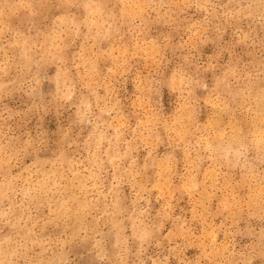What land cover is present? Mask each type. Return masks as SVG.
I'll return each mask as SVG.
<instances>
[{
    "label": "rangeland",
    "instance_id": "rangeland-1",
    "mask_svg": "<svg viewBox=\"0 0 264 264\" xmlns=\"http://www.w3.org/2000/svg\"><path fill=\"white\" fill-rule=\"evenodd\" d=\"M0 264H264V0H0Z\"/></svg>",
    "mask_w": 264,
    "mask_h": 264
},
{
    "label": "bare ground",
    "instance_id": "bare-ground-1",
    "mask_svg": "<svg viewBox=\"0 0 264 264\" xmlns=\"http://www.w3.org/2000/svg\"><path fill=\"white\" fill-rule=\"evenodd\" d=\"M7 48V47H6ZM262 104V103H261ZM255 125V124H254ZM240 131V130H239ZM238 146V145H237ZM11 166V165H10ZM209 167V166H208ZM2 174V173H1ZM75 183V182H74ZM206 185V184H205ZM150 228V227H149ZM154 233V232H153ZM255 245V244H254Z\"/></svg>",
    "mask_w": 264,
    "mask_h": 264
}]
</instances>
